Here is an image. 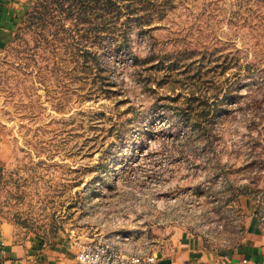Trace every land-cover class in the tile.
I'll return each instance as SVG.
<instances>
[{"label": "rangeland", "instance_id": "1", "mask_svg": "<svg viewBox=\"0 0 264 264\" xmlns=\"http://www.w3.org/2000/svg\"><path fill=\"white\" fill-rule=\"evenodd\" d=\"M8 1L0 216L14 235L264 264V0H118L167 9L141 27L143 9L122 10L124 40L95 51L88 13L47 16L44 46L27 22L41 0ZM250 245L258 259L238 260Z\"/></svg>", "mask_w": 264, "mask_h": 264}, {"label": "crops", "instance_id": "2", "mask_svg": "<svg viewBox=\"0 0 264 264\" xmlns=\"http://www.w3.org/2000/svg\"><path fill=\"white\" fill-rule=\"evenodd\" d=\"M12 9L8 0H0V51L9 38L18 12ZM6 156L0 146V168ZM250 245L238 260H257L259 249ZM177 253L161 256L154 264H211L205 253L195 244H184ZM75 250L63 243L41 244L38 241L22 240L0 216V264H77Z\"/></svg>", "mask_w": 264, "mask_h": 264}, {"label": "trees", "instance_id": "3", "mask_svg": "<svg viewBox=\"0 0 264 264\" xmlns=\"http://www.w3.org/2000/svg\"><path fill=\"white\" fill-rule=\"evenodd\" d=\"M73 8L82 14V16H88L91 18V39L90 44L95 49L99 50L102 44V41L106 36H111L114 38V42L117 45H120L124 40L125 30L118 24V18L121 15V11L125 10L127 14H133V12L143 9V15L136 17L137 26H145L152 23L154 20V14H158L159 19L162 18L166 12L167 7L155 6L152 4H147L144 6L137 5L136 3H119L118 0H41V3H36L33 6V9L27 17V22L29 27L39 28L41 31V43L44 46L50 44V39L45 38V34L50 31L46 30L47 27L52 24L47 19L49 15H52L54 12L64 13ZM67 11V12H68ZM61 28L60 26L57 29ZM52 42L61 43L66 47V37L53 36ZM51 45V44H50Z\"/></svg>", "mask_w": 264, "mask_h": 264}, {"label": "built area", "instance_id": "4", "mask_svg": "<svg viewBox=\"0 0 264 264\" xmlns=\"http://www.w3.org/2000/svg\"><path fill=\"white\" fill-rule=\"evenodd\" d=\"M75 260L77 264H154L156 261L153 254L127 255L118 248L102 242L78 246Z\"/></svg>", "mask_w": 264, "mask_h": 264}]
</instances>
